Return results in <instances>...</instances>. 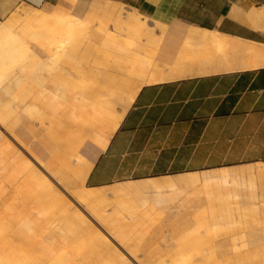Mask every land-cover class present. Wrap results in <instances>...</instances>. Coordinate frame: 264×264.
Here are the masks:
<instances>
[{"label":"bare ground","instance_id":"obj_1","mask_svg":"<svg viewBox=\"0 0 264 264\" xmlns=\"http://www.w3.org/2000/svg\"><path fill=\"white\" fill-rule=\"evenodd\" d=\"M94 1L86 4L72 0L57 7L49 5L47 12L27 6L12 22L5 24L0 20L3 33L0 34V72L13 70L17 57L27 55L33 61L15 66L14 82L8 87L20 86L26 92L33 83L39 87L37 93H27L23 100L17 96L18 103L13 108L11 102L0 101V115H4L1 120L7 123L9 117V123L16 125L18 112L43 110L51 115L48 125L40 122L45 136L52 140L62 137L61 146L60 141L54 140L57 146L45 143L35 147L50 171L36 162L47 174L37 169L27 156L12 149L21 160L12 185L23 180L38 196L33 195L37 200L33 203L6 205L0 201V264H114L118 259L122 264H134L126 254L135 261L139 249L136 239L141 234H137V227H127L124 211L129 213L147 204H151V212L154 207L166 210L171 205L181 213L186 211L184 236H176L189 239L184 244L177 243L180 241L177 237L170 239L176 242L156 254L154 261L165 260L156 263L151 258L147 264H165V261L206 264V256H215L220 246L215 249V243L209 241L207 245L213 248L205 247L201 243V231L207 237H216L218 228L233 225L213 216L217 212L214 203L222 198L225 187L249 181V187L254 188L257 182L258 189L253 190L256 192L234 198H247L249 208L264 214V164L205 171L202 176L194 173L121 183L105 192L104 188L87 186L94 161L85 159L80 147L91 140L98 149H106L143 86L207 72L205 61L213 56L207 57L202 52L214 49L228 57L238 52L242 62L247 58L264 60V53L255 48L244 49L239 41L228 40L216 32L191 27L183 52L166 61L160 56L162 50L157 49L166 42L165 27L160 26L163 31L159 33L149 28L147 19L137 11L126 14L116 2ZM76 11L83 12L82 17L73 15ZM248 16L256 25L264 22V12L260 9H252ZM42 32L51 34L49 39L53 38L51 43L56 47L37 48V56H31L32 47L25 50L21 41ZM60 35L82 36V41L75 40L66 46L63 40L55 41ZM198 36L202 47L194 44ZM55 51L61 56L57 60L52 55ZM118 106L123 107L122 111ZM33 131L26 125L15 130L21 139ZM64 186L70 187L71 192ZM179 195H183L181 200ZM135 219L132 214V220ZM228 234L226 231L224 236L230 238ZM227 239L220 247L228 254L224 262L234 264V255H242L244 248L260 245L261 249L254 251L258 257L245 258L240 263L264 264V239L239 246L230 245Z\"/></svg>","mask_w":264,"mask_h":264},{"label":"crops","instance_id":"obj_2","mask_svg":"<svg viewBox=\"0 0 264 264\" xmlns=\"http://www.w3.org/2000/svg\"><path fill=\"white\" fill-rule=\"evenodd\" d=\"M33 8L59 1L16 0ZM106 1V0H96ZM168 28L160 56L178 57L191 27L264 53V0H109ZM1 4V3H0ZM200 36L194 44L202 47ZM207 72L143 86L87 178L90 188L264 164V60L202 52ZM201 55V56H202ZM228 57V58H227Z\"/></svg>","mask_w":264,"mask_h":264},{"label":"rangeland","instance_id":"obj_3","mask_svg":"<svg viewBox=\"0 0 264 264\" xmlns=\"http://www.w3.org/2000/svg\"><path fill=\"white\" fill-rule=\"evenodd\" d=\"M69 1H59L57 3L51 4V7H57L64 4H67ZM80 2L89 4V3H95L94 0H78ZM0 20L2 23H9L12 22V20L15 18V15L21 11L22 9L26 8L27 6L16 1V0H0ZM120 8L123 10L124 13L128 14L130 12H134L135 10H132L126 6L121 5L118 3ZM44 11H49V8H42ZM83 12L76 11L73 15L82 17L81 15ZM143 16V15H142ZM145 19H147L146 24L149 28L155 29L157 32L161 33L163 31L162 28H160L161 25L159 24H153L146 16H143ZM162 27V26H161ZM166 28V27H165ZM0 34H3L0 30ZM51 34L42 32L40 35H37L34 37H27L26 40L21 41L24 42L23 48L25 50L30 46L32 49L29 50V53L31 56H37V52L35 50L38 49H45L48 46L56 47L53 42L51 43V40L53 38L49 39V36ZM166 35H168V28H166ZM167 39V37H166ZM15 40L16 39H11ZM64 41V44L66 46H71V43L75 40H79V43L82 41V36H67V35H60V38H55V41L62 42ZM165 43V42H163ZM163 43H161L157 49H164L161 48ZM165 45V44H164ZM24 50V51H25ZM158 51V50H157ZM159 53V51L157 52ZM55 58V60L59 59L61 56L59 55V51L52 54ZM76 58V56H74ZM65 59V58H64ZM33 63L31 57L20 56L17 57L15 60V65L13 67V70L10 71H2L0 72V101H6L11 102L12 106L11 108L15 107L18 103L16 99L17 96L20 95L21 100L24 99L25 96H27L30 93H37L38 85L37 83L31 82V87H29L26 91H23L21 87L18 88H9L8 84L12 83V80L14 82V78H12V75H14V68L17 67L18 64L24 65V64H30ZM9 88V89H8ZM22 90V92H21ZM7 92H11L12 94L7 95ZM28 93V94H27ZM61 94L62 92L59 91ZM32 95V94H31ZM30 95V96H31ZM20 100V101H21ZM125 104V103H124ZM123 104V106H124ZM10 108V109H11ZM123 107L118 106L117 109L119 111H122ZM17 118L19 119V123L14 125L13 123H9L10 119L7 118V123H4L1 119L4 118V115H0V201L2 204L6 205H12V204H20L24 202H37L35 199L34 194L38 196V193L35 190H30L29 185L23 180H21L18 184L12 185V179L13 176L17 173V169L19 170L20 165V158L17 157L15 151L22 154L23 156H27V160H31L33 163L37 165V169L43 171L45 174L46 171L38 165L36 160L42 163L43 157L38 155V153L35 150V147L40 145L41 147L44 146V144L48 143L53 146H57V144L54 143V140L60 141L58 143L59 146H61V139L62 137H56L54 140L49 139L45 136V130L41 126L40 122H43L48 125L49 117L51 115L47 114L43 110L38 109H27L26 111H20L16 114ZM21 120V122H20ZM24 125H26L27 129L30 128L33 131V134L27 135L25 138L21 139L18 134L15 132L16 129H24ZM26 129V128H25ZM44 130V131H43ZM14 148V150H12ZM100 149L97 148V145H95L91 140L86 141L81 147H80V154L87 160L95 161L96 157L100 153ZM29 152V154H28ZM30 154L33 156H30ZM10 158V159H9ZM35 158V159H34ZM9 160V162H8ZM49 160H46V162ZM43 164V163H42ZM44 168L47 171H50L47 166L45 165V162L43 164ZM4 169V170H3ZM9 174L8 176H6ZM198 176H202L203 173H198ZM11 176V177H10ZM168 180V179H165ZM249 182V181H248ZM240 181L239 184L233 185L232 187H225L224 192L222 193V198L219 200H216L214 205L217 212L213 214V216L217 219L222 218L224 221L223 223L229 222V224H233L230 228L222 227L218 228L217 231L214 233L216 237H207L205 231H201V240L199 242L203 243L205 247H207V243L209 241H213L215 245L213 247H221V244H223L226 236H224L225 232L227 231L230 236V238L227 239V243H231L230 245H241V244H247L251 240H257L261 242L264 239V214L260 210L259 212L254 211L253 209L249 208L247 206L248 200L245 199H236L234 198V195H246V193H249L253 190L258 189V183L255 182V187L250 188L249 183ZM70 186V185H69ZM65 187V186H64ZM118 186L113 187H107L103 190L105 192H110L112 189L117 188ZM68 192H71L70 187H65ZM256 192V191H253ZM151 197V196H150ZM41 198V197H40ZM178 200H181L183 198V195L178 196ZM42 199V198H41ZM45 199V198H43ZM178 202V201H177ZM151 204H147V206H143L140 209L132 210L131 212L124 211V215L126 218V222L128 223L127 227L133 228L137 227V234H141V237L136 239V243L139 247L136 255L132 254L135 257L132 259L128 254L127 258H129V261H133L134 264H147L148 261L152 258L153 261L155 260V255L162 250L166 249L167 245L169 243L173 244L176 242L175 240L170 241V239H176L174 237H177L176 235L182 234L184 236V221L187 220L184 216L186 215V211L179 212L178 210L174 209L171 206H168V209H163L158 207H154V209L151 212ZM174 206V205H173ZM172 207V208H171ZM39 209V208H38ZM188 210V209H187ZM132 214L136 216L135 220H132ZM131 218V219H130ZM190 219V218H189ZM221 219V220H222ZM243 222V223H241ZM243 226H240V224ZM126 225V224H125ZM177 237L178 240H180L177 243L182 242L189 243V239L183 236ZM152 239V240H151ZM260 242V243H261ZM200 243V244H201ZM199 244V245H200ZM148 246H150L148 248ZM203 246V245H202ZM176 249L177 247L174 246ZM211 246H208V249L211 250L213 248ZM217 248V254L214 253L215 256L207 255L206 260L204 262L206 264H213L216 261V264H228V262L225 261V255L226 251L222 252L221 248ZM224 249V247H222ZM261 249V246L256 247H248L244 248L242 251V255H234L233 262L234 264H242L240 263L245 258H256L257 252L254 253V251H259ZM215 252V250H214ZM249 253V254H247ZM108 259L107 257H105ZM138 260L139 263L136 262ZM165 259L154 261L156 263L163 262ZM257 261L253 264H260ZM165 264H170L167 261L164 262ZM105 264H109L106 262ZM114 264H122L121 260H117ZM262 264V263H261Z\"/></svg>","mask_w":264,"mask_h":264}]
</instances>
